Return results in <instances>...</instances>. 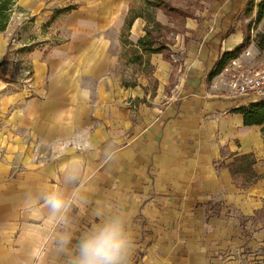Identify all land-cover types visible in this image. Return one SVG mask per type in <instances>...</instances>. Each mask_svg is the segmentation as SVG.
Returning a JSON list of instances; mask_svg holds the SVG:
<instances>
[{
	"label": "crops",
	"instance_id": "crops-1",
	"mask_svg": "<svg viewBox=\"0 0 264 264\" xmlns=\"http://www.w3.org/2000/svg\"><path fill=\"white\" fill-rule=\"evenodd\" d=\"M29 1L37 26L53 17L68 39L57 43L55 32L37 29L27 91L3 70L14 46L0 33V264H37L33 251L49 236L44 264H76L82 240L113 218L130 240L127 264H246L243 248L255 241L240 222L264 212V141L261 126L235 111L247 100L211 86L243 33L214 20L172 60L149 57L157 79L150 98L144 80L128 79L133 64L145 63L135 45L140 17L123 42L127 12L120 18L118 0H88L55 16L49 8L37 16L41 0L16 3L25 10ZM131 42L127 66L114 76ZM249 48L237 58L264 64ZM249 153L251 176L232 174L236 157ZM54 191L71 200L66 222H54L44 205ZM257 230L263 237L261 224Z\"/></svg>",
	"mask_w": 264,
	"mask_h": 264
},
{
	"label": "rangeland",
	"instance_id": "rangeland-1",
	"mask_svg": "<svg viewBox=\"0 0 264 264\" xmlns=\"http://www.w3.org/2000/svg\"><path fill=\"white\" fill-rule=\"evenodd\" d=\"M15 1V2H14ZM36 1V0H32ZM42 8L36 13L37 16L47 8L53 10L54 16L57 11L66 12V8L79 10L85 5H88V0H41ZM118 0L119 11L124 3L129 4V9L126 11V17L120 30V41H125L128 38V29L136 17L139 19V28L142 30L141 36L146 31L149 32L148 42L152 44L153 48H160L162 52L159 54L141 53V57H145V63L133 64L128 79L136 82L140 79L141 83L144 82L145 87L151 90V97L157 88V79L155 77V67L150 64L148 58L161 56L165 59H173V55L177 53L180 46L192 34L203 30L209 23L214 20L221 21L227 20L230 22L229 29L234 31H241L244 35L242 44L244 46L240 53L249 48L255 53L264 58V15L258 19L257 10L258 3L261 0ZM13 12L9 16L7 27L4 31L0 32L7 39L9 45L14 46L12 49L13 57L8 55L9 59H2L4 64V71L7 70L9 77H18L22 82V88H28L32 80L31 63H29L27 56L28 51L32 48L31 44L33 39L39 36V31L55 32L53 35L56 42L65 41L68 39L67 34H63L59 29L61 23L59 21L51 23L48 27L51 30L44 29L46 24L41 27L36 25L35 17L32 15L31 2H26V9L17 6V0H12ZM252 7V10L249 7ZM229 10V11H228ZM23 12V13H22ZM26 12L27 14H24ZM232 12V13H231ZM22 13V14H21ZM60 14V13H59ZM228 14L230 18L227 17ZM54 21V20H53ZM129 23V25H128ZM37 27V28H36ZM40 40V39H39ZM36 42V41H35ZM17 43V47L15 45ZM241 44V45H242ZM136 50L137 49V43ZM240 45V46H241ZM20 46V47H19ZM22 46V50L20 49ZM16 48V49H15ZM139 48V47H138ZM139 50H141L139 48ZM234 50V49H233ZM239 53V54H240ZM7 58V57H6ZM141 58V59H142ZM138 60V59H136ZM7 63L9 66H6ZM264 65V64H262ZM260 65V66H262ZM256 66V67H260ZM255 67V66H254ZM29 72V75L27 74ZM144 75V77L141 76ZM28 77V79H27ZM144 80V81H143ZM142 85V84H141ZM242 231L247 232L249 239L255 242L247 244L243 248V254H246L244 261L246 264H264V236L255 238V233L258 231L257 227L261 224L264 228V212L256 213L250 219H242Z\"/></svg>",
	"mask_w": 264,
	"mask_h": 264
},
{
	"label": "clouds",
	"instance_id": "clouds-1",
	"mask_svg": "<svg viewBox=\"0 0 264 264\" xmlns=\"http://www.w3.org/2000/svg\"><path fill=\"white\" fill-rule=\"evenodd\" d=\"M70 180L76 179L75 171H70ZM71 200L63 193L54 191L44 196V205L52 215L54 222H66V213ZM54 237L42 239L33 251L37 264H44L46 246ZM61 244L67 243L61 238ZM130 240L125 232L123 222L119 218L102 224L84 238L79 246L76 264H127Z\"/></svg>",
	"mask_w": 264,
	"mask_h": 264
},
{
	"label": "trees",
	"instance_id": "trees-1",
	"mask_svg": "<svg viewBox=\"0 0 264 264\" xmlns=\"http://www.w3.org/2000/svg\"><path fill=\"white\" fill-rule=\"evenodd\" d=\"M12 0H0V32L4 31L7 27V22L11 12H13ZM15 2V1H14ZM253 0L250 1L251 5ZM71 8H66V11H70ZM252 10V7H249ZM64 10L57 11V14L61 13ZM264 15V0H261L258 3L257 10V18L260 19ZM51 21H53V17L50 19V22L46 24V26L50 25ZM129 25V23H128ZM149 32L146 31L144 36L140 37L137 40V46L141 49L143 53H159L162 52L160 48H153L148 42ZM244 43L235 48L233 51L225 52L217 64L216 74L220 71L230 60L235 59L239 56L240 51L242 50ZM235 111L239 112L243 116V122L245 125H258L261 126V132L264 141V101L260 102H247L238 106ZM254 163V158L251 153L243 154L241 156L236 157L235 161L231 164V172L232 174H236L238 172H243L247 175V177L251 176V167Z\"/></svg>",
	"mask_w": 264,
	"mask_h": 264
},
{
	"label": "built area",
	"instance_id": "built-area-1",
	"mask_svg": "<svg viewBox=\"0 0 264 264\" xmlns=\"http://www.w3.org/2000/svg\"><path fill=\"white\" fill-rule=\"evenodd\" d=\"M27 74L29 75V72ZM216 74L215 83L211 86H222L224 95L247 100V102L264 101V65L252 67L235 58ZM27 91H30L29 86Z\"/></svg>",
	"mask_w": 264,
	"mask_h": 264
},
{
	"label": "bare ground",
	"instance_id": "bare-ground-1",
	"mask_svg": "<svg viewBox=\"0 0 264 264\" xmlns=\"http://www.w3.org/2000/svg\"><path fill=\"white\" fill-rule=\"evenodd\" d=\"M129 8H130L129 4L128 3H124V5L122 7V12L120 13V18L124 17L123 14H125L126 11H128ZM133 38L134 39L136 38V34H133ZM133 47H134V43L133 42L126 43V44H124L121 47L119 56L116 59L115 66H114V69L112 71V74L114 76H118L119 74H121L125 70V68L127 66V63H128V60L130 59Z\"/></svg>",
	"mask_w": 264,
	"mask_h": 264
}]
</instances>
